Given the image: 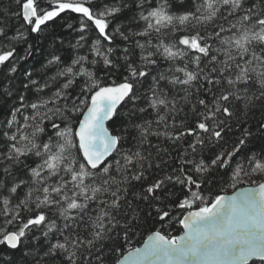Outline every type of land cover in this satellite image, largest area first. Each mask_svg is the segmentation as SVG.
<instances>
[{
	"label": "snow or ice",
	"instance_id": "snow-or-ice-1",
	"mask_svg": "<svg viewBox=\"0 0 264 264\" xmlns=\"http://www.w3.org/2000/svg\"><path fill=\"white\" fill-rule=\"evenodd\" d=\"M12 3L17 10L11 15L22 21V30L10 36L8 24L0 20V65L15 56V44L29 33H43L65 12L80 17L72 47L88 51L65 63L54 50L44 68L55 72L43 85L25 72L26 89L30 84L43 91L61 78L64 82L51 96L27 106L21 96L20 108L11 111L3 128L0 191L7 194L0 195V246L20 252L18 261L6 264H248L254 257L264 264V183L238 195H216L210 204L182 212L180 236L163 231L173 211L203 201L193 186L201 189L214 172L230 167L253 136L246 121L254 102L264 100V0H194V10L179 14L169 10L167 0L157 7H146V0ZM7 15L0 10V17ZM160 59L170 62L166 71L151 67ZM101 62L103 69L97 67ZM121 69L126 75L118 84L105 86L96 76ZM16 71L13 65L10 72ZM149 76L150 85L141 92ZM78 78L83 82L73 96L68 90ZM252 88L258 94L249 95ZM201 93L205 98L193 99ZM122 102L131 107L124 114V131L113 134L105 121L119 114ZM25 107L32 112L20 124L16 117ZM149 109L154 120L144 118ZM259 127L264 138V124ZM126 137L132 143L124 151ZM161 139L172 141L175 156L159 147ZM113 153L117 158L106 160ZM29 157L39 161L25 169L30 179L8 187L13 168ZM244 162L264 176V148L245 153L233 180L245 172ZM22 185L26 191L20 195ZM149 223L155 230L142 247L125 250ZM41 237L42 243H33Z\"/></svg>",
	"mask_w": 264,
	"mask_h": 264
},
{
	"label": "trees",
	"instance_id": "trees-1",
	"mask_svg": "<svg viewBox=\"0 0 264 264\" xmlns=\"http://www.w3.org/2000/svg\"><path fill=\"white\" fill-rule=\"evenodd\" d=\"M99 2V0H97ZM107 2L111 3L112 0H107ZM165 2V0H146V7H157L160 3ZM200 0H195V3H199ZM167 3L170 5L169 10L171 12H176L177 14L182 13L184 11L194 10V0H167ZM135 8V5H132ZM0 10H7L8 15L6 17H0V20L4 21L8 24V32L9 35H13L16 30H22L21 24L22 21L15 19L11 15L13 11H16L15 5L12 3V0H0ZM124 15H129L127 10H125ZM79 15L71 12L61 13L58 18H56L52 22H48L47 27L43 33L35 34L29 33L28 39L26 41H22L18 44H15L16 53L13 58H10V61L5 62L0 65V151H6L5 140L2 136L3 128L6 124V121L11 118V111L14 108H20L21 100L20 97H24L23 104L27 106L28 104L37 100V98H47L52 95L53 92L56 91V88L59 87L63 82V78L57 81L55 84L50 83L48 88L43 89V91H37V86H33L29 84V87L26 89L24 87L25 84H28V78L24 75L25 72H31V79L38 81V85H43L49 78L54 74L55 68L49 66L51 70H46L44 65L51 58V54L55 50V54L62 57L65 63L70 62L74 55L79 54L83 55L87 53V46L82 49H75L72 45H75L78 40L79 33L77 29L79 28ZM123 20V16H121L120 20H117L113 23L112 27H115L117 23H121ZM68 25H72V27H68ZM143 23L140 22L139 27H142ZM139 27L136 30H139ZM111 31V28L109 29ZM93 39L95 36L92 37ZM178 38V36H177ZM61 41L63 42L61 44ZM91 43V40L88 41V44ZM117 43L120 44V48L124 47V44L117 40ZM31 45V49L28 46ZM30 51V55L28 52ZM23 56L24 59L21 60L20 57ZM89 59H91V55H89ZM135 59L139 60V50H136ZM170 62L164 61L160 59L156 66H151L158 71H166L168 69ZM15 66L17 71L10 72V68ZM99 69H103L102 62L97 66ZM155 74V72H153ZM126 73L123 69L120 71H113L111 75L105 76L104 71H97L96 76L101 81V84L108 86L113 84H118L122 82ZM82 79L78 78L75 84L68 90L71 92L73 96H75L80 91V84L82 83ZM151 82V76H149L144 81V88H141L140 91L143 92ZM163 86V82H162ZM205 87H210L204 82ZM179 87V86H178ZM194 88L199 87L198 84L194 82ZM11 93V95H9ZM258 94L255 88H252L249 92V95ZM211 95L210 93L208 94ZM197 98H205L204 94L201 93L199 97L195 96L193 99ZM58 103H63L58 102ZM140 106L143 105V101L139 102ZM51 106V105H50ZM131 107L130 103L123 102L121 106L118 108V115L114 116L112 120H110L107 124V128L113 134H118L124 131V123L126 122V117L124 114ZM32 110L30 108H21L20 114L17 115L16 120L18 123L22 124L23 115H31ZM81 115L79 113L76 114L74 120L78 121ZM145 119H155L154 113H152L151 109L148 110L146 114H144ZM61 124L63 127V122L57 120L55 121ZM139 122V121H137ZM48 135L53 134V129H51L50 122H44ZM264 124V100H257L254 102V105L247 112V121L246 126L251 129L253 136L249 138V143L242 146L244 151L240 153V155L236 156L231 161V166L219 169L214 172L211 180L208 183L202 184L201 189H197L193 186V191L201 192V195L204 197L203 201L197 200L191 207V209H196L204 204H210L211 200L215 198L216 195L228 194L234 191L235 189L253 185L260 181L264 180V176L260 173L251 172L250 169L247 168V163L244 162L243 166L245 167V172L241 173L240 177L236 180L232 179L233 169L236 167L238 161H242L245 153L251 154L252 152H259L261 148H264V138L261 137V129L260 125ZM15 127V126H14ZM135 135V132L132 133ZM239 135V133H237ZM43 139H47V136H43ZM153 144H157L158 140L155 137L150 138ZM190 142V140L188 141ZM131 137H126L125 143L122 146V150L127 151L129 147H131ZM172 144V141H167L165 139H161L159 141V147L162 149H169L172 156L176 155L177 149L170 148L169 146ZM181 147H186L185 142H181ZM231 144L228 145L226 150H230ZM117 158V154L113 153V155L109 158V162L114 161ZM39 161L34 157H29L26 160H23L21 165L15 166L12 171V175L8 177V187H11L13 182H18L19 180H29L30 175L25 170L28 166H35V163ZM3 164H0V178L3 176ZM235 184V187L232 185ZM26 191L25 186H21L18 189L20 195ZM177 191L179 194V186H177ZM7 194L6 191H0V195ZM13 203L16 201L13 200ZM190 209L185 208L183 210H175L172 213L171 220L166 218L164 222V233L168 236H178L181 233L180 224L178 223V217L181 216V213L184 214ZM0 227H3V217H0ZM160 225L157 224L156 228H159ZM155 230L152 228L151 223L145 225L141 231L137 232L133 237H131V243L129 245H125V250L130 248H136L142 244L145 238L150 234L151 231ZM31 235V233H30ZM44 238L41 237L39 241H33V243H42ZM28 243V241H25ZM5 246H0V264H6V261H18L20 259V252H16L15 250H4ZM249 264H260V262L254 261Z\"/></svg>",
	"mask_w": 264,
	"mask_h": 264
},
{
	"label": "water",
	"instance_id": "water-1",
	"mask_svg": "<svg viewBox=\"0 0 264 264\" xmlns=\"http://www.w3.org/2000/svg\"><path fill=\"white\" fill-rule=\"evenodd\" d=\"M123 103V102H122ZM121 103V104H122ZM121 105H119L118 106V108L120 107ZM82 118V116L80 117V119ZM110 121V120H109ZM109 121H105V126L107 127V124H108V122ZM113 155V154H112ZM111 155V156H112ZM110 156V157H111ZM109 157V158H110ZM109 158H106V160H109ZM260 183H264V180L263 181H261V182H258V183H256V184H253V185H247V186H242V187H239V188H237V189H235L234 191H232L231 193H228V194H222L223 196H232V195H234V194H239V193H241L242 191H246V190H248V189H258L259 188V184ZM198 208H196V209H191V210H197ZM189 211V210H188ZM187 213V212H186ZM185 213V214H186ZM180 228H181V233L178 235V236H180V235H182L183 234V232H184V229H183V226L182 225H180ZM147 238V237H146ZM145 238V239H146ZM144 242V241H143ZM143 242H142V244L140 245V246H138V247H142V245H143ZM254 261H257V262H260L259 261V258H252L251 260H249V262H248V264L249 263H251V262H254Z\"/></svg>",
	"mask_w": 264,
	"mask_h": 264
},
{
	"label": "rangeland",
	"instance_id": "rangeland-1",
	"mask_svg": "<svg viewBox=\"0 0 264 264\" xmlns=\"http://www.w3.org/2000/svg\"><path fill=\"white\" fill-rule=\"evenodd\" d=\"M261 182V181H260ZM256 184V183H255Z\"/></svg>",
	"mask_w": 264,
	"mask_h": 264
},
{
	"label": "bare ground",
	"instance_id": "bare-ground-1",
	"mask_svg": "<svg viewBox=\"0 0 264 264\" xmlns=\"http://www.w3.org/2000/svg\"><path fill=\"white\" fill-rule=\"evenodd\" d=\"M191 210V209H190Z\"/></svg>",
	"mask_w": 264,
	"mask_h": 264
}]
</instances>
